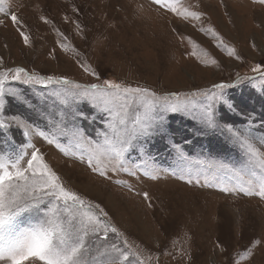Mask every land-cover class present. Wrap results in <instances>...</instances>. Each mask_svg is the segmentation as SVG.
Wrapping results in <instances>:
<instances>
[{
	"label": "rangeland",
	"instance_id": "obj_1",
	"mask_svg": "<svg viewBox=\"0 0 264 264\" xmlns=\"http://www.w3.org/2000/svg\"><path fill=\"white\" fill-rule=\"evenodd\" d=\"M190 5H198L193 10L204 13L201 20L184 22L151 0H9L7 6L0 7L15 13L23 26L14 25L10 16L0 13L4 21L0 25V70L23 67L31 74L65 77L84 86L104 87V80H114L167 97L161 104L183 107L195 103L191 112L164 113L167 135L151 141L147 155L141 158L137 151L129 153L130 162L143 159L162 169L156 180L126 173L105 180L80 162L78 150L66 137L60 142L69 155L39 137L34 136L32 143L67 188L108 212L129 242L139 246L145 264H264V199L226 195L219 191L224 185L211 177L195 172L190 177L183 175L170 148L172 143L179 145L190 160L239 166L242 153L223 137L212 135L208 151L196 144L190 130L195 131L191 124H199L193 114L206 101L192 94L218 83L234 84L224 90L228 98L245 113H256L252 115L258 126L264 121V77L251 71L257 64L264 68V4L254 0H183V6ZM41 17L50 23L45 24ZM209 29L222 38L221 47ZM21 31L29 36L31 47L24 44ZM61 43L69 51H63ZM228 48H234L240 59L229 56ZM212 59L216 65L210 63ZM6 86L42 109L53 101L47 94L60 87L18 82ZM241 87L250 91L242 92ZM41 97L46 100L42 102ZM5 99L6 115L31 118L48 130L26 104ZM76 109L89 117L81 127L90 139H96L95 131L105 130L107 114L94 109L88 99H81ZM218 115L237 126L244 119L235 115L224 118L219 110ZM255 130L264 132L260 127ZM10 135L15 148L26 142L15 128ZM5 139L0 134V150H9ZM188 179L191 184L186 183ZM204 184L215 186L202 187ZM143 193H148V200ZM249 250H253L251 258Z\"/></svg>",
	"mask_w": 264,
	"mask_h": 264
},
{
	"label": "snow or ice",
	"instance_id": "obj_2",
	"mask_svg": "<svg viewBox=\"0 0 264 264\" xmlns=\"http://www.w3.org/2000/svg\"><path fill=\"white\" fill-rule=\"evenodd\" d=\"M8 2L0 0V6H7ZM254 2L264 4V0ZM151 3L184 22L199 21L204 15L193 10L198 5L183 6V0H151ZM0 13L10 16L14 25L23 26L15 13L5 12V7H0ZM41 20L50 23L45 17ZM3 23L0 20V25ZM209 31L220 41L217 46L221 47L222 38L213 29ZM57 34L62 35L58 30ZM20 35L24 44L31 47L29 36L23 31ZM60 47L69 51L63 43ZM226 51L229 56L240 59L234 48ZM210 63L216 65L217 61L212 59ZM2 65L0 58V67ZM251 71L264 77L260 64ZM10 82L60 87H53L47 94L53 101L42 109L26 101L17 89L6 86ZM103 84L104 87L84 86L65 77L31 74L23 67L0 70V134L9 145V150H0V264H145L142 252L137 251L139 246L129 242L101 205L86 202L65 186L45 162L32 138L39 137L62 151L60 138H69L78 150L80 162L105 180L120 173L156 180L163 170L143 159L141 163L130 162L129 153L137 151L143 158L148 154L151 141L167 135L165 112H191L197 105L161 104L159 101H166L167 97L157 96L149 88L132 87L114 80H104ZM232 87L235 85L218 83L208 91L193 93L206 101L193 118L200 126L197 134L219 135L240 150L242 159L238 167L221 161L190 160L179 145L172 143L170 148L176 153L178 169L183 175L190 177L195 172L204 174L206 179L211 177L217 184L224 185L219 191L226 195L239 193L264 199V132L255 130L264 128V121L258 126L252 113H245L228 98L224 90ZM6 97L26 104L36 120L45 122L48 130L40 128L31 118L6 115ZM81 99H88L94 109L107 114L105 130L95 131L96 139H90L81 127V122L89 119L75 107ZM218 110L224 117L235 115L244 119L237 126L234 121L222 119ZM12 128L20 131L26 141L18 148L13 147ZM64 154L69 155L67 151ZM115 182L121 184L120 180ZM186 183L191 184L192 180ZM143 195L149 199L148 193ZM255 243L260 247L259 241ZM252 255L253 250H249L248 257Z\"/></svg>",
	"mask_w": 264,
	"mask_h": 264
},
{
	"label": "trees",
	"instance_id": "obj_3",
	"mask_svg": "<svg viewBox=\"0 0 264 264\" xmlns=\"http://www.w3.org/2000/svg\"><path fill=\"white\" fill-rule=\"evenodd\" d=\"M239 90H241L242 92H248L250 91L248 88L246 87H241L239 88ZM77 107V104L75 105ZM243 110V109H242ZM259 114H262L260 112H257ZM252 114H256V113H253ZM223 116V115H222ZM224 117V116H223ZM225 118V117H224ZM82 123V122H81ZM194 128H195V131L193 132L192 130H190L191 134L194 136V139H195V142L198 146H204L205 148V151H208L210 149V146H209V139L212 138V135L213 134H208V135H199L197 134L198 132V129H199V125L197 124H191ZM262 130H264V128H262Z\"/></svg>",
	"mask_w": 264,
	"mask_h": 264
}]
</instances>
